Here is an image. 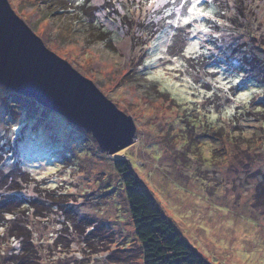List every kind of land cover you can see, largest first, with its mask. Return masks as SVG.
<instances>
[{
	"label": "rangeland",
	"instance_id": "374dc122",
	"mask_svg": "<svg viewBox=\"0 0 264 264\" xmlns=\"http://www.w3.org/2000/svg\"><path fill=\"white\" fill-rule=\"evenodd\" d=\"M8 1L50 51L91 80L133 119L137 131L131 146L103 156L91 133L81 135L85 147L78 139L79 144L67 138L73 131L65 120H57L48 136L41 128L35 129L24 114L20 119L3 114L4 88L0 86V144L16 149L24 171L49 180L52 188L61 185L57 190L66 191L70 201L67 209L73 210L69 213L78 211L80 220L83 215L89 218L84 223L93 229H80L75 237L66 228L63 212L47 202L43 207L50 210L49 219L39 221L32 212L20 216L31 225L44 252L39 257H19L14 254L22 247H13L9 241L7 253L2 255L0 250V264H143L142 245L135 236L121 178L113 170L116 159L131 163L165 215L210 264H264V201L257 194L259 188L264 190V132L249 129L235 133L233 129L220 135L227 112L199 114L194 109L192 93L197 87L179 73L182 60L167 55L170 29L148 41L145 61L144 51H134L147 40L138 26L140 15L153 28L151 33L156 32L165 2L90 0L95 19L114 39L106 45L77 24L76 15L49 4L51 0ZM218 1L223 4V0ZM108 7L112 11L108 12ZM124 12L135 25H123L118 15ZM187 15L179 13L172 23H183ZM194 44L190 47L198 48V40ZM143 63L148 80L134 71ZM6 93L19 109L31 107L34 118L50 125L49 110L42 111ZM243 93L249 95L244 97ZM262 93V83L245 86L236 100L245 106L258 103L255 110L248 106L240 114L264 116L259 110ZM261 123L264 125V120H257L256 125ZM13 165L15 161L9 160L4 169ZM8 183L18 185L10 178ZM16 189L19 201L2 200L0 195L2 212H24L25 202L37 201L30 182L24 180ZM3 202L7 204L2 206Z\"/></svg>",
	"mask_w": 264,
	"mask_h": 264
},
{
	"label": "trees",
	"instance_id": "16d2710c",
	"mask_svg": "<svg viewBox=\"0 0 264 264\" xmlns=\"http://www.w3.org/2000/svg\"><path fill=\"white\" fill-rule=\"evenodd\" d=\"M163 1L165 5L161 8L160 29L158 28L159 30L156 32L151 33L150 30L153 28L143 20V15H140L141 22L146 23L147 26L145 27L142 23L138 26L142 27V36L147 40L141 43L142 45L135 46L134 51H137V49L144 51L143 61H145L148 41L153 40L165 29H170L172 35L167 55L171 59L180 58L182 60V69L179 70V73L192 80L195 87H197L193 89L192 93L195 98L194 109L199 114H207L215 110L220 114L227 112L225 126L219 127L218 125L219 128L223 129L220 135L224 132L229 133L233 129L235 133L249 129L263 133L264 127L262 126L264 125L262 123L256 125L257 120H264L263 115L258 118L256 113L240 114L239 112L242 109L246 111L248 106L252 108L251 111L255 110L258 102H252L247 106L240 105L238 99L236 100V96H239L240 91L249 83L264 84V0H223V4L218 0H210V3L208 0H204L203 7L206 10L211 9L213 11L215 20L201 17L188 25L178 21L177 24H174L172 21L179 13L186 14L190 3L184 6V0ZM48 3L59 8L61 12L67 11V13L76 15L77 24L79 23L82 27L89 29L97 37V40L102 43L107 45L114 42L110 32L95 19L91 11L90 0H51ZM110 9L112 11V8L108 7V12H110ZM142 9L143 7L138 10ZM138 10L136 11L138 12ZM124 13V15H118L122 19L123 25L125 23L131 26L135 25L129 13ZM198 25L208 26L210 31L208 33L196 31L193 34L191 30L197 29ZM148 35L150 36L148 37ZM196 40L199 44L198 51L195 54L185 56L184 53ZM145 66L144 63L140 64L139 67H136L137 69L134 67V71L137 74L139 73L145 80H148ZM136 73L134 72V74ZM234 81L239 82L235 83ZM221 84H224V86L226 84L227 87H220ZM7 91L4 88L3 100L5 99V102L1 104L3 114H13L15 119H20L19 117L24 114L27 121L35 125V129L41 128L42 132L48 136L54 132L57 120H65L60 115L49 111L48 123L50 122V125L47 126L46 123L39 122L34 118L35 116L31 115V107L24 105V109H19L17 102L13 101V98L6 93ZM12 94L31 103L33 106L36 105V108L42 111H48L39 106L33 99L15 93ZM261 97L259 110L264 113V95L261 94ZM239 114L240 116H238ZM65 122L73 131L67 138L74 143H78V139L81 146L85 147L84 138L81 135L86 132L71 125L66 120ZM96 144L100 153L103 156L107 155L100 149L97 142ZM9 160L15 161V165L10 170H5V163ZM68 164L73 167L71 161ZM113 164V170L121 178L136 239L142 245V263L210 264L187 242L176 224L165 215L153 194L132 168L131 163L128 160L116 159ZM9 178L18 185L24 180L30 182L38 199L33 203H31L32 201L25 202L23 204L24 212L15 209L2 212L3 208L0 207V250L2 255L7 253L5 247L9 241H11L13 247L17 244L22 247L14 254H18L19 257H39L44 252V250L39 249L41 241L36 240V234L33 233L31 225L22 221L20 216H25V214L27 216L29 212H32L33 216L39 221L49 219L50 210L43 207L47 202L53 204L55 210H59L60 214L63 212L66 228H70L72 230L70 232L75 237H79L80 231L85 229L92 232V225L84 223L89 218L83 215L80 216V220L78 211L74 214L69 213L73 210L67 209L70 201L67 199L66 191L57 190L61 185L52 188L53 186L49 185V180L35 178L24 171L17 159L16 149L8 144L3 146L0 144V195H2V200H18L16 189L18 185H9ZM257 194L264 201V190L259 188ZM6 204L7 202H3L2 206ZM70 206L73 208L74 204ZM91 213L93 212L91 211ZM10 255L13 256V253Z\"/></svg>",
	"mask_w": 264,
	"mask_h": 264
},
{
	"label": "water",
	"instance_id": "95a60500",
	"mask_svg": "<svg viewBox=\"0 0 264 264\" xmlns=\"http://www.w3.org/2000/svg\"><path fill=\"white\" fill-rule=\"evenodd\" d=\"M0 86L91 133L107 155L133 144L136 125L89 79L50 51L0 0Z\"/></svg>",
	"mask_w": 264,
	"mask_h": 264
},
{
	"label": "snow or ice",
	"instance_id": "6c2138e0",
	"mask_svg": "<svg viewBox=\"0 0 264 264\" xmlns=\"http://www.w3.org/2000/svg\"><path fill=\"white\" fill-rule=\"evenodd\" d=\"M156 0H153V3H155ZM175 2V0H173ZM210 3V0H208ZM190 3V7H187V12L189 15L185 16L183 19V23L185 25H188L192 23L195 20H199L201 17H208L212 20H215V16L213 14V11L211 9L206 10L203 7L204 0H184V6H187ZM193 34L196 33V31H202L203 33H208L210 31V28L205 25H198L197 29L191 30ZM198 51V48L196 47H190L188 51L184 53L185 56L195 54ZM235 83H238L239 81H234ZM220 87H224V84H221ZM211 95V93H209ZM249 93H243L244 97H247ZM264 95V93H262ZM11 218V217H10Z\"/></svg>",
	"mask_w": 264,
	"mask_h": 264
}]
</instances>
